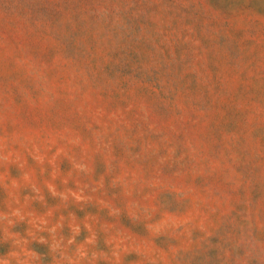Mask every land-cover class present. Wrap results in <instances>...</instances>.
I'll return each mask as SVG.
<instances>
[{
    "label": "rangeland",
    "instance_id": "374dc122",
    "mask_svg": "<svg viewBox=\"0 0 264 264\" xmlns=\"http://www.w3.org/2000/svg\"><path fill=\"white\" fill-rule=\"evenodd\" d=\"M0 264H264V0H0Z\"/></svg>",
    "mask_w": 264,
    "mask_h": 264
}]
</instances>
